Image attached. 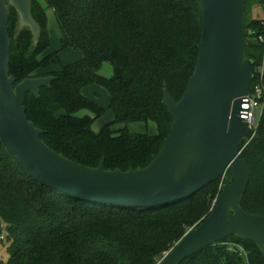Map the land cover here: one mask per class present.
I'll list each match as a JSON object with an SVG mask.
<instances>
[{
  "label": "trees",
  "instance_id": "1",
  "mask_svg": "<svg viewBox=\"0 0 264 264\" xmlns=\"http://www.w3.org/2000/svg\"><path fill=\"white\" fill-rule=\"evenodd\" d=\"M53 11L60 32V50H81L83 57L48 70L53 55L46 9ZM31 14L40 27L36 43L30 29H19L18 15L8 9L9 75L15 84L27 77L51 75L36 98L27 93L28 119L44 130L42 140L63 156L89 167L103 160L105 169L147 166L160 151L172 125L162 103L166 87L178 101L198 61L202 32L200 0H31ZM246 55L252 73L264 58V19L245 14ZM107 62L113 74L98 73ZM39 69L43 73L35 74ZM97 84L109 94L114 123L153 121L154 135L113 130L110 124L92 129L103 114L82 89ZM94 116H78L82 110ZM258 138L244 142L240 155L250 179L241 207L264 216V106ZM223 178L182 200L155 207L107 205L69 197L33 180L0 141V243L8 259L0 264H156L194 225L211 211ZM2 236V238H1ZM247 252L246 264H264L256 244L230 236L185 258L180 264H245L229 245Z\"/></svg>",
  "mask_w": 264,
  "mask_h": 264
},
{
  "label": "water",
  "instance_id": "2",
  "mask_svg": "<svg viewBox=\"0 0 264 264\" xmlns=\"http://www.w3.org/2000/svg\"><path fill=\"white\" fill-rule=\"evenodd\" d=\"M202 32L198 61L182 97L168 89L162 103L172 125L155 158L145 167L105 169L74 162L48 146L44 130L26 115L25 96L36 98L53 76L27 77L15 84L9 75L8 8L0 0V141L33 180L62 194L107 205L155 207L182 200L229 171L210 213L191 227L156 264H180L185 258L227 237L253 241L264 257V216L241 207L250 172L240 146L253 135L240 115L249 92L252 61L246 55L247 0H200ZM37 42L40 27L31 14V0H9Z\"/></svg>",
  "mask_w": 264,
  "mask_h": 264
},
{
  "label": "rangeland",
  "instance_id": "3",
  "mask_svg": "<svg viewBox=\"0 0 264 264\" xmlns=\"http://www.w3.org/2000/svg\"><path fill=\"white\" fill-rule=\"evenodd\" d=\"M7 4V8L11 6L9 4V0H5ZM12 7V6H11ZM245 14L247 18L249 16L256 19H264V10L259 6L258 0H247ZM18 15V24L20 22V17ZM47 15V27L50 35L51 44L50 47L45 50L40 57H44L49 53L57 52V55H53L51 62L48 65V70L56 71L59 70L60 67L64 64L72 63L80 60L83 57L81 50L67 48L60 50V32L56 23V19L54 17L53 11L50 8L46 9ZM25 27V26H24ZM45 69H39L35 72V74L45 72ZM98 73L104 77H111L113 74L112 67L109 63L104 62L101 64ZM83 94L97 102L102 108H104V112L99 117L95 118L92 129L97 132L100 128L105 124H110L113 130H119L121 128H126L131 133H146L150 135H154L157 133L156 123L153 121L148 122H130L128 124L123 123H114L113 122V113L109 109V94L107 90L97 84H92L84 87L82 89ZM78 116L89 115L94 116L89 110L82 109L77 113ZM7 242L3 241L0 243V259L6 261L8 259V253L6 251ZM246 264V262H245Z\"/></svg>",
  "mask_w": 264,
  "mask_h": 264
},
{
  "label": "built area",
  "instance_id": "4",
  "mask_svg": "<svg viewBox=\"0 0 264 264\" xmlns=\"http://www.w3.org/2000/svg\"><path fill=\"white\" fill-rule=\"evenodd\" d=\"M259 6L264 10V0H258ZM259 40L264 43V37L260 36ZM252 74V80L248 94L242 97L240 115L243 120L252 129L253 135L257 133L260 116L264 106V58L256 68V75ZM244 141L247 144L250 140ZM2 238V236H1ZM229 248L242 256L247 263V252L244 247L238 243H231Z\"/></svg>",
  "mask_w": 264,
  "mask_h": 264
},
{
  "label": "crops",
  "instance_id": "5",
  "mask_svg": "<svg viewBox=\"0 0 264 264\" xmlns=\"http://www.w3.org/2000/svg\"><path fill=\"white\" fill-rule=\"evenodd\" d=\"M83 93V92H82ZM84 95V94H83Z\"/></svg>",
  "mask_w": 264,
  "mask_h": 264
}]
</instances>
